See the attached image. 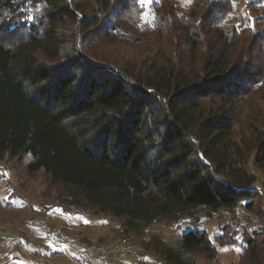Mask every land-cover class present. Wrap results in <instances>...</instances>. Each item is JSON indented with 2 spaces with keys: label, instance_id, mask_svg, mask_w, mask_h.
Here are the masks:
<instances>
[{
  "label": "trees",
  "instance_id": "16d2710c",
  "mask_svg": "<svg viewBox=\"0 0 264 264\" xmlns=\"http://www.w3.org/2000/svg\"><path fill=\"white\" fill-rule=\"evenodd\" d=\"M142 1L0 0V161L30 157L28 174L45 172L125 232L253 211L264 0H155L149 22ZM151 42L157 51L132 63L99 52ZM152 243L166 264L216 258L196 228L177 247ZM246 243L244 264H264L263 242Z\"/></svg>",
  "mask_w": 264,
  "mask_h": 264
},
{
  "label": "rangeland",
  "instance_id": "374dc122",
  "mask_svg": "<svg viewBox=\"0 0 264 264\" xmlns=\"http://www.w3.org/2000/svg\"><path fill=\"white\" fill-rule=\"evenodd\" d=\"M154 1L141 2V22L153 18ZM174 1L183 8L191 2ZM242 4L239 10L245 13ZM257 5L252 16L262 14ZM259 29H264V22L259 24ZM156 51L152 42L120 43L99 50L101 56L122 64L139 61ZM29 160L30 157L19 161L6 156L0 161V264H166L154 250L153 240L160 239L167 246L177 247L189 228L205 233L216 249L212 261L204 255H192L197 264H244L249 238L262 241L264 249V173L261 171H257L255 187L259 196L253 202V211H246L240 204L233 212L199 218L192 224L177 218L156 222L148 231L125 232L122 220L95 215L80 197L52 183L45 172L28 174ZM94 249L99 251L98 255L82 263L84 253Z\"/></svg>",
  "mask_w": 264,
  "mask_h": 264
},
{
  "label": "built area",
  "instance_id": "2783aa9c",
  "mask_svg": "<svg viewBox=\"0 0 264 264\" xmlns=\"http://www.w3.org/2000/svg\"><path fill=\"white\" fill-rule=\"evenodd\" d=\"M145 231H148V228L145 229ZM104 251V250H103ZM98 252L97 250H89V251H86L84 253V255L82 256V263H84L88 258L92 257V256H97L98 255Z\"/></svg>",
  "mask_w": 264,
  "mask_h": 264
}]
</instances>
